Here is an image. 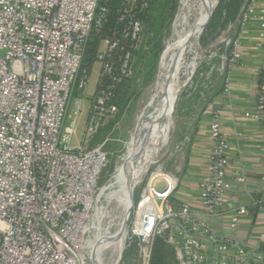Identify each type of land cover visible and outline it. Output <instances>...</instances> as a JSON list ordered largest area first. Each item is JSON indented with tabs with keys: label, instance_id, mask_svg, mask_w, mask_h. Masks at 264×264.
<instances>
[{
	"label": "built area",
	"instance_id": "2783aa9c",
	"mask_svg": "<svg viewBox=\"0 0 264 264\" xmlns=\"http://www.w3.org/2000/svg\"><path fill=\"white\" fill-rule=\"evenodd\" d=\"M110 0H0V264H88L83 234L106 162V139L95 136L115 119V92L130 78L128 42L139 38L151 0H119L118 26L110 30L81 140L72 146L90 73L82 68L87 41L108 23ZM254 26L260 65L252 111L237 121L259 122L264 143V0H243L222 32V67H236L244 32ZM228 81L223 91H228ZM210 146L197 193L183 198L178 179L149 178L132 217L138 254L149 258L159 236L173 247L178 264H264V252L248 249L238 236L239 206L221 230L211 222L222 213L232 184L226 178L229 140L221 116L208 124ZM264 183V169L262 171ZM255 205L260 201L255 200ZM197 206V207H195Z\"/></svg>",
	"mask_w": 264,
	"mask_h": 264
},
{
	"label": "rangeland",
	"instance_id": "374dc122",
	"mask_svg": "<svg viewBox=\"0 0 264 264\" xmlns=\"http://www.w3.org/2000/svg\"><path fill=\"white\" fill-rule=\"evenodd\" d=\"M118 3L119 0L109 1L110 14L108 23L99 34L93 35L87 41L84 48L82 68L89 71L90 77L86 88L87 99L83 105L77 131L72 139V146L77 145L78 141L81 140L84 120L96 88L100 64L96 61L95 55L98 50L105 49V39L108 37L110 30L118 26L116 16ZM242 3L243 0H218L209 21L199 37L198 48L186 60V65L195 61V69L190 81L182 86L174 105L175 127L170 145L169 147L167 146L169 133H166L162 141L153 150L155 163L149 167L140 183L133 189V205L126 221L127 234L123 241V249L118 264H178L174 257L173 247L167 243L164 235L155 238L148 260L139 256L137 239L131 231L132 217L142 188L149 180L151 174L168 173L176 177L181 172L188 155L187 145L190 143L187 134L184 133L182 135V133L189 130V126H186V123L196 116L198 110L205 105L209 97L214 95L224 83L222 38L224 39L225 36L222 32H225L226 24L237 17ZM176 6L177 0H151L150 8L143 16V25L139 38L134 42H128L132 45L130 48L132 50V75L126 80L123 79L115 92L116 117L106 130L100 132L93 139L92 144L102 142L105 139L107 141L104 145L106 151L105 166L102 169L94 192L92 208L86 221L87 228L83 234L84 244L87 247L85 256L88 259V264H94L90 256L95 246L96 238H104L105 242H111L110 237L112 238L113 234L117 232L122 221L124 207L116 196L111 197L113 193H116L117 196H122L123 192L118 190V185L114 184L109 187L103 192L101 197L97 196L98 189L106 183L112 182L113 175L118 171L123 160L132 149L129 142L135 119L137 114L141 113L149 103L151 89L156 78L159 56L164 48L165 40L169 37L170 24ZM187 73L188 68L185 67L181 73L182 80L187 78ZM182 156L183 160H181ZM137 162V160H134L133 166L130 167L129 171L136 166ZM180 165L181 170L177 169ZM164 186L165 183L162 177L156 176L154 187L157 190H162ZM92 219H94L95 227L90 229L89 226ZM116 255V246L104 243L100 252L102 263L111 264Z\"/></svg>",
	"mask_w": 264,
	"mask_h": 264
},
{
	"label": "crops",
	"instance_id": "0c3cea01",
	"mask_svg": "<svg viewBox=\"0 0 264 264\" xmlns=\"http://www.w3.org/2000/svg\"><path fill=\"white\" fill-rule=\"evenodd\" d=\"M257 33L254 26L250 25L246 29L238 53L240 63L236 67L224 69L223 78L224 82L228 81V91H223V83L196 116L186 123L189 130L182 135L186 133L189 138L188 155L182 170L181 165L178 166L181 172L176 178L183 198L193 201L210 146L208 124L213 114H220L222 132L229 140L226 178L232 180L234 176L242 174L244 182L232 184L222 207L223 213L211 223L221 230L226 225L230 209L245 207L248 213L240 219L238 236L248 249L264 252V143L260 135L261 125L259 122L237 121L233 118L235 114L254 109L255 82L261 62L254 41ZM255 200H259L260 204L255 205Z\"/></svg>",
	"mask_w": 264,
	"mask_h": 264
},
{
	"label": "bare ground",
	"instance_id": "6f19581e",
	"mask_svg": "<svg viewBox=\"0 0 264 264\" xmlns=\"http://www.w3.org/2000/svg\"><path fill=\"white\" fill-rule=\"evenodd\" d=\"M216 1L177 0L176 10L170 24V34L165 40L164 48L159 56L156 78L151 89L149 103L141 113L137 114L135 119L129 142L132 149L123 160L118 171L113 175L112 182H108L98 189L97 196L101 197L103 192L109 187L117 184L118 190L123 192V194L122 196H117L116 193H113L111 197L116 196L118 198V201L124 207V212L119 229L113 234L112 238L110 237L111 242H105L104 238H96V243L90 256L94 264H103L100 252L104 243L116 246L117 255L111 264L119 263L123 241L127 234L126 221L133 205V189L140 183L149 167L155 163L153 150L162 141L166 133H169L167 146L169 147L170 145L175 127L174 105L182 86L190 81L195 69L196 62L192 61L186 65V60L198 48L199 37L205 27L210 11L214 10L217 5ZM185 67L188 68L187 78L182 80L181 73ZM134 160L138 162L129 171L130 167L133 166ZM154 176H164L172 180V176L168 173H154L151 174L150 179L154 178ZM94 227L95 222L92 219L89 228Z\"/></svg>",
	"mask_w": 264,
	"mask_h": 264
},
{
	"label": "water",
	"instance_id": "95a60500",
	"mask_svg": "<svg viewBox=\"0 0 264 264\" xmlns=\"http://www.w3.org/2000/svg\"><path fill=\"white\" fill-rule=\"evenodd\" d=\"M218 3V0L216 1V4ZM212 12H213V10L212 11H210V14H209V16H208V18H207V20H206V22H205V25L207 24V22L209 21V19H210V17H211V15H212Z\"/></svg>",
	"mask_w": 264,
	"mask_h": 264
},
{
	"label": "trees",
	"instance_id": "16d2710c",
	"mask_svg": "<svg viewBox=\"0 0 264 264\" xmlns=\"http://www.w3.org/2000/svg\"><path fill=\"white\" fill-rule=\"evenodd\" d=\"M109 126H110V125H109ZM109 126H108V127H109ZM108 127H107V128H108ZM107 128H105L104 130H106ZM102 131H103V130H102ZM102 131H101V132H102ZM99 133H100V132H99Z\"/></svg>",
	"mask_w": 264,
	"mask_h": 264
}]
</instances>
